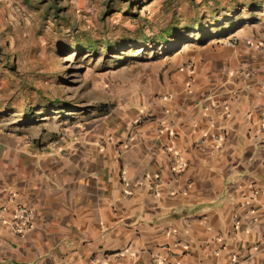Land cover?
Listing matches in <instances>:
<instances>
[{"label": "crops", "instance_id": "obj_1", "mask_svg": "<svg viewBox=\"0 0 264 264\" xmlns=\"http://www.w3.org/2000/svg\"><path fill=\"white\" fill-rule=\"evenodd\" d=\"M249 27L147 68L61 152L0 134V264H264V34Z\"/></svg>", "mask_w": 264, "mask_h": 264}, {"label": "rangeland", "instance_id": "obj_2", "mask_svg": "<svg viewBox=\"0 0 264 264\" xmlns=\"http://www.w3.org/2000/svg\"><path fill=\"white\" fill-rule=\"evenodd\" d=\"M246 24L264 34V0H0V134L61 152L125 108L147 68L237 46Z\"/></svg>", "mask_w": 264, "mask_h": 264}, {"label": "built area", "instance_id": "obj_3", "mask_svg": "<svg viewBox=\"0 0 264 264\" xmlns=\"http://www.w3.org/2000/svg\"><path fill=\"white\" fill-rule=\"evenodd\" d=\"M237 38L232 37L226 40V44L228 46H235L237 44ZM217 139H220L221 137L219 135L216 136ZM187 168V162L182 156V154L179 151H173L172 157H171V170L175 177H178L181 175ZM153 185L151 187V192L154 194H157V189L160 186V179L158 177H155L153 179ZM33 226L32 222V212L29 208L25 206H17L16 208V217L14 221V228L18 234L24 235L27 233ZM107 264V263H102ZM156 264H159V262H156Z\"/></svg>", "mask_w": 264, "mask_h": 264}]
</instances>
